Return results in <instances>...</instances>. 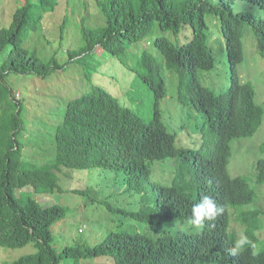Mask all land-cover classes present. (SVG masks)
<instances>
[{"label": "trees", "instance_id": "trees-1", "mask_svg": "<svg viewBox=\"0 0 264 264\" xmlns=\"http://www.w3.org/2000/svg\"><path fill=\"white\" fill-rule=\"evenodd\" d=\"M20 1L10 24L0 27V247L18 249L31 244L35 251L8 264H60L68 259L74 264L82 260H96V264H264V214L260 212L264 195L259 198L255 191L264 186V102L257 101L256 86L252 81L242 82L239 72L244 33L248 26L252 29L264 20V0H95L105 23L94 26L81 17L77 28L82 43L65 51L70 58L64 64L54 56L43 60L23 47L54 7L44 6L43 0ZM214 22L232 45L226 50V75L215 70L210 45ZM65 24L63 19L61 41ZM155 27L170 32L173 40L155 37ZM254 31L264 58V34L257 28ZM154 37L152 45L159 54L141 48L132 66L123 61L122 53L116 54L121 80L128 79L121 94L92 83L94 73L112 57V51L103 49L110 39L128 50ZM97 49L101 53L95 56ZM73 65L91 84L90 91L59 106L48 134L38 137L42 145L49 142L41 151L48 150L50 160L45 162L48 154L42 162V152H35L38 159L29 160L19 139L25 132L24 106L15 99L8 77L30 74L46 79ZM260 86L264 87V80ZM168 99L189 107L201 119L199 139L192 141L189 150L191 176L183 173V165L177 167L180 164L174 158L181 153L171 147L174 136L160 106L161 100ZM254 135L259 137L262 154L252 165L254 174L232 179L226 170L233 156L231 144ZM177 170L182 173L178 175ZM73 171L90 173L87 187L98 188L93 190L96 197L101 193V179L109 174L110 193L102 203L123 219L117 230L105 231L100 243L90 246L75 238L58 254L50 228L65 217L67 209L58 204L43 206L30 192L15 194L25 178L33 181L37 195L62 194L58 174ZM80 178L86 180L84 175ZM206 195L216 201L219 212L197 228L190 223L191 209ZM115 196L134 207H114L109 201ZM236 206H248L242 217L246 228L239 232L233 231L229 218Z\"/></svg>", "mask_w": 264, "mask_h": 264}, {"label": "rangeland", "instance_id": "rangeland-1", "mask_svg": "<svg viewBox=\"0 0 264 264\" xmlns=\"http://www.w3.org/2000/svg\"><path fill=\"white\" fill-rule=\"evenodd\" d=\"M20 0H0V27L2 25L10 24V16L15 11L16 6L20 4ZM95 0H46L42 4L47 7H54L51 12H46L42 18V28L29 36L24 42L23 47L31 53H35L38 57L45 60L54 56L61 64L70 58L65 51L73 50L82 43L79 30V21L81 17H86V23H92L94 26L104 25V18L100 15ZM85 4L83 7L82 5ZM237 3H234V6ZM239 8V5H237ZM67 10L70 11L67 13ZM70 14V15H67ZM68 18V20H67ZM66 22L63 30V40H60V27L62 21ZM216 29V24L214 22ZM244 33V61L239 67V72L244 82L252 81L256 86V90L264 80V59L260 58L257 52H248L251 47V42L247 35L252 37L249 27ZM155 37L165 36L173 40L170 32L162 33L158 27H155ZM154 38H149L151 44L147 45L146 41L133 44L130 50H125L121 42H114L110 39L103 49L112 51V57L102 63L98 69V73H94L92 83L99 84L110 91L121 94L122 86L126 87V80H121V70L116 65V54H123L122 59L128 65L132 66L138 58L141 48H145L153 55L159 54L152 45ZM219 37V39H218ZM222 38V46L220 47L219 40ZM247 38V40H246ZM218 39V40H217ZM246 40V44H245ZM210 45L215 55V70L219 74H225L228 71L227 55L225 40L219 31L212 32L210 37ZM248 49V50H247ZM8 50H5L6 52ZM3 52V53H4ZM72 52V51H70ZM101 50L95 51V56L100 55ZM115 55V56H113ZM119 66H121L119 64ZM217 82L216 79L210 78ZM8 82L13 88L15 99L16 93L19 94L18 101L24 106L23 119L25 123V132L19 137L24 144V153L26 158L34 160L38 157L35 152L40 153L41 148L49 145V142L40 143L39 136L41 134H48L49 124L58 118L55 116L56 110L65 102L75 99L90 91L91 84L85 79L83 73L78 69L77 65L68 67L65 71H57L52 73L48 78L41 79L33 75H10ZM224 84V78L221 80ZM170 89V88H169ZM168 89V92H169ZM260 101L264 102V87H259ZM141 96V95H140ZM171 96L175 97V89L172 86ZM129 99V98H128ZM130 100V99H129ZM258 101V98H257ZM160 106L162 108L163 119L169 125L172 131L180 132L183 128L185 133L190 136L199 133V126L201 119L196 117L194 111L188 107H181L180 104L172 99L161 100ZM56 108V109H55ZM184 126V127H182ZM50 146V145H49ZM233 159L228 164V172L233 176L248 177L253 175L252 165L261 157L259 147V137L254 135L251 138L233 141ZM192 148V147H191ZM259 148V149H258ZM49 154V158L47 155ZM44 158V159H43ZM48 158V159H47ZM45 159H47L45 161ZM42 162L50 160V152L48 150L42 152ZM182 172L177 170V174ZM183 173L193 174V170L189 166L183 168ZM90 174V173H89ZM85 171H73L71 175L58 174L59 185L64 190L62 194L52 195H37L33 193L32 183L29 178L22 179V187L17 190L16 197L21 192L22 194H30L31 197L43 206H50L58 204L67 209L65 217L51 226V234L53 236V246L58 254L66 245H70L73 239H82L90 246L100 243L105 231L112 229L117 230V224L123 219L119 213L113 215L102 203L107 192L108 187L111 186V176L104 175L100 182L102 186L99 187L101 193L98 197L95 196L93 190L98 188H88L89 175ZM86 176V180L80 176ZM100 176V175H97ZM100 178V177H98ZM71 190H83L88 194L78 195L73 194ZM30 192V193H29ZM127 198V197H126ZM116 208L132 209L131 203H121L117 196L111 198L109 201ZM264 203V202H263ZM241 209L238 208L232 211L231 223L239 222ZM240 223V222H239ZM81 230V234L77 233ZM35 249L31 244L18 249H6L0 247V264H8L12 260L21 257L25 254L34 252ZM60 264H74L71 260H62ZM78 264H96V260H82Z\"/></svg>", "mask_w": 264, "mask_h": 264}, {"label": "clouds", "instance_id": "clouds-1", "mask_svg": "<svg viewBox=\"0 0 264 264\" xmlns=\"http://www.w3.org/2000/svg\"><path fill=\"white\" fill-rule=\"evenodd\" d=\"M241 5H243L242 3H239ZM249 27V26H248ZM254 28H257V31L259 34H264V20L261 19V21L258 23V25H256L255 27H253L252 29H250V32L252 33V37L250 35H247V38L251 39L250 42H251V47L248 48L249 51L248 52H257L259 57H261V54H260V49H258V45H257V39L255 38V35L253 32L254 31ZM215 31H219L221 36L224 38L225 40V47H226V50L227 49H232V45H231V41L230 39H228V37L225 35V34H222L221 31H220V25L216 23V29ZM221 38V37H220ZM219 39V37H218ZM217 39V40H218ZM146 41V44L147 45H150L151 43L147 40H144ZM143 41V42H144ZM220 42V47L222 46V38L219 40ZM245 44H246V40H245ZM246 47H247V44H246ZM131 48V47H130ZM130 48L128 49V51L130 50ZM145 49V48H143ZM247 49V50H248ZM147 50V49H146ZM213 50V49H212ZM214 52V51H213ZM243 52H244V49H243ZM215 56V55H214ZM264 59V58H262ZM240 79L242 82H244L240 76ZM258 91V88L256 90V92ZM18 94V93H16ZM19 95V94H18ZM19 97V96H18ZM258 98V97H256ZM258 102H261L260 99L258 98ZM181 106V105H180ZM189 108V107H188ZM166 123V122H165ZM166 126L168 128V131L174 136V138L172 139V149H174L175 151L181 153L180 156H176L174 157L175 160H177V163L180 164L178 165L177 167L183 165L184 167L187 165L189 167H191V164H190V153H189V150L191 149L192 147V141L194 140H198L199 139V134L197 133L196 135H193V136H190L188 135L187 133H185L184 129H181L180 132H175V131H172L170 128H169V125L166 123ZM245 139V138H243ZM242 140V139H240ZM182 154H184V156H182ZM260 155L262 156V154L260 153ZM233 159V156H231L230 158V161L228 162V164L231 162V160ZM173 160V159H172ZM174 161V160H173ZM228 164L226 166V170L228 171ZM254 164V163H253ZM176 167V168H177ZM229 173V172H228ZM231 175V178H235V177H239L237 175L233 176L232 173L230 174ZM232 178V179H233ZM256 194L259 196V198H261V196L264 195V186H261V187H257L256 188ZM259 201L261 202L262 199H259ZM261 209L262 211L260 210H257V211H260L264 214V206L261 205ZM240 208L241 209V214H240V217H239V222L238 221H235L234 224L231 223L230 221V225L232 226V229L233 231L235 230L236 232H239V231H242V229L245 227L246 228V225H244L242 223V221L244 219H242L243 214L244 212H247L248 211V206H236L235 208L231 209L229 211V218L231 220V216H232V211H235L236 209ZM219 212V208L217 207V203L216 201L211 197V196H204L200 202L198 203H195L193 206H192V209H191V217H190V223L191 225L199 228V227H202L204 222L207 220V221H211L213 220L217 214ZM263 219H264V215H262ZM81 231V230H79Z\"/></svg>", "mask_w": 264, "mask_h": 264}, {"label": "built area", "instance_id": "built-area-1", "mask_svg": "<svg viewBox=\"0 0 264 264\" xmlns=\"http://www.w3.org/2000/svg\"><path fill=\"white\" fill-rule=\"evenodd\" d=\"M18 96H19V95H18V94H16V98H18Z\"/></svg>", "mask_w": 264, "mask_h": 264}]
</instances>
